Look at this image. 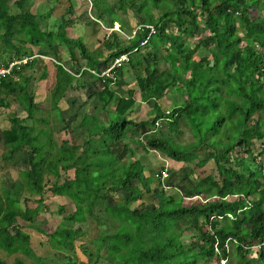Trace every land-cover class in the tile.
<instances>
[{
  "label": "trees",
  "instance_id": "16d2710c",
  "mask_svg": "<svg viewBox=\"0 0 264 264\" xmlns=\"http://www.w3.org/2000/svg\"><path fill=\"white\" fill-rule=\"evenodd\" d=\"M84 1L110 28L94 49L68 34L76 0L54 27L58 0L41 13L35 0H0V69L27 58L0 75V108L13 99L26 112L13 109L2 129V160L20 155L22 164L1 187L0 249L22 254L13 264H77V247L96 264H264V0ZM129 11L143 14L133 27L119 15ZM44 57L56 67L47 113L36 82ZM126 74L153 103L143 118H132L138 100ZM97 82L92 110L72 127L78 114L61 101ZM121 142L123 157L113 145ZM150 149L191 170L195 202L168 192L163 166L147 174ZM210 159L214 171L201 176ZM119 191L126 196L113 202ZM48 192L74 203H58L52 231L37 222L51 210ZM144 194L150 200L133 206ZM33 232L47 236L42 253ZM0 264L9 262L0 256Z\"/></svg>",
  "mask_w": 264,
  "mask_h": 264
},
{
  "label": "rangeland",
  "instance_id": "374dc122",
  "mask_svg": "<svg viewBox=\"0 0 264 264\" xmlns=\"http://www.w3.org/2000/svg\"><path fill=\"white\" fill-rule=\"evenodd\" d=\"M49 0H35L34 5V11L36 12H46L49 9ZM88 7L87 14H84L83 12ZM92 4L85 3L84 0H76L75 5V13L77 14L78 19L76 23L73 26H69L67 28L68 34L72 36H82L84 37L85 41L89 45L91 49L96 48L99 46L102 42V40L105 38V36L108 35L110 32V28L105 26L103 22L99 21L94 11L91 10ZM70 9V2L69 0H58L54 10L51 12V17L48 20L49 25L51 27H54L56 23H58L59 17L63 14L70 16L71 14ZM119 15L124 19L125 24L133 27L137 20H140L143 17V14H137L135 11H129L127 13L125 12H119ZM264 15V11H263ZM118 26H121L119 22L115 23V27L118 28ZM123 36H128L129 33L123 32ZM62 59H67V53L64 51L62 52ZM45 73V76L37 80L38 87H37V99L40 102V105L44 108V111L47 113V110L50 108V90L53 87L55 80H56V67L54 65L53 59L50 57H44V64L38 68V75ZM126 79L130 87H133L136 89L135 96L137 97V104L135 105V109L133 110L132 118H143L146 116L148 111L152 108L153 103H148L141 100V94L140 90L138 89V85L135 82V79L133 76L126 74ZM103 83L97 82L94 85H91L86 88L85 93L81 92V95L78 92H73L72 94H79V95H73L67 99H63L61 101V106L65 109H68V114L71 116L75 113H77V117L74 118L71 121V126H75V124L79 123L80 120L83 117V114L87 110H92L94 100L89 99L88 96L91 94L92 91L100 90L103 87ZM115 89L119 94H125L126 89L121 87L115 86ZM75 100V101H73ZM170 96H167V98H163L160 100L162 106L164 108H168L171 104L170 102ZM12 108H0V195H1V187L4 185H11L13 180H17L19 178V170L21 169L20 162L21 156L18 155L12 160L11 162H5L2 160L1 153L4 150V145L2 141V129L5 127H8L10 124V121L8 119V113L11 112L13 109H17L19 114L21 116H25L26 112H24L20 106H16L17 101H14L12 99ZM16 106V107H15ZM69 119L71 117L69 116ZM178 137V136H177ZM182 138V136H179ZM185 137V136H184ZM95 141V140H94ZM97 141V140H96ZM77 143H81V140H77ZM124 143H115L114 150L121 154L122 157L124 156ZM135 148H138L137 144H133ZM141 150H143V147H140ZM152 155H150V162L151 166L147 167V174H150V169L153 167L163 166L164 168H168V172L171 174L170 176V185H167L169 187L168 192L169 193H176L183 197L184 204H191L196 201V198L198 196L191 197L188 194V192L194 188V185L196 184V179L192 176L191 170L183 164V162H177L169 157H167L164 153L153 150ZM127 154L125 155L126 158ZM215 168V162L214 160L210 159L205 161L204 166L197 167L198 172H200L201 176H205L206 174L214 171ZM205 174V175H204ZM74 172L71 171L66 175V178H73ZM166 179V178H165ZM140 184V183H139ZM152 186H156V182L152 183ZM171 187V188H170ZM115 193L110 194V198L113 202H117L118 200L123 199L126 196V192L119 191V193L114 195ZM150 200L149 194H144V198L138 200L133 204V206H137L143 202V200ZM46 202L47 204L51 205V210L47 212L41 213L39 216H37V222L41 223L48 231H52L56 228V226L59 224L60 221V214L57 212L58 203H64L69 208V210L74 209V203L72 200L65 196H57L53 195L51 193L46 194ZM34 204V203H33ZM35 236V246L37 248V251L44 252L45 248L39 243V240L47 239V236H44L43 234H39L37 232H33ZM234 244V243H233ZM232 250V249H231ZM234 251V249H233ZM0 256L5 258L9 264H13L16 256H22L21 253H12L9 254L5 250L0 249ZM28 260L30 258L26 257ZM75 260H77V264H96L95 262L90 261L83 253L82 250L77 247L76 248V255ZM225 262V260H224ZM210 264H218L217 260H213L210 262Z\"/></svg>",
  "mask_w": 264,
  "mask_h": 264
},
{
  "label": "built area",
  "instance_id": "2783aa9c",
  "mask_svg": "<svg viewBox=\"0 0 264 264\" xmlns=\"http://www.w3.org/2000/svg\"><path fill=\"white\" fill-rule=\"evenodd\" d=\"M151 28H152V32H154V31H155V28H154L153 26H151ZM118 29H119V26H118ZM146 41H147V40H145L143 43H145ZM126 58H127V55L124 54V55H122L120 58L117 59V62H119L120 60L126 59ZM26 61H27V58H24V59H22V60L14 61V62L10 63L9 68H1V69H0V75H2V74H4V73L8 72V71L10 70V68H11L14 64L19 63V62H26ZM109 70H110V69L106 70L104 73H108ZM168 175H169L168 168H167V169L164 168V169L162 170V172H161V177H162L163 179H165V178L168 177Z\"/></svg>",
  "mask_w": 264,
  "mask_h": 264
}]
</instances>
